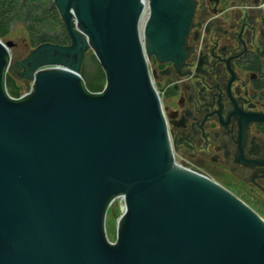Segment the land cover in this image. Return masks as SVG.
I'll return each instance as SVG.
<instances>
[{
    "label": "water",
    "instance_id": "obj_1",
    "mask_svg": "<svg viewBox=\"0 0 264 264\" xmlns=\"http://www.w3.org/2000/svg\"><path fill=\"white\" fill-rule=\"evenodd\" d=\"M70 44L17 65L30 93L7 90L0 40V264H264V218L174 157L154 54L184 55L190 0H53ZM149 6L144 36L141 22ZM93 50L107 76H81ZM126 197L115 243L112 200Z\"/></svg>",
    "mask_w": 264,
    "mask_h": 264
},
{
    "label": "flooded vegetation",
    "instance_id": "obj_2",
    "mask_svg": "<svg viewBox=\"0 0 264 264\" xmlns=\"http://www.w3.org/2000/svg\"><path fill=\"white\" fill-rule=\"evenodd\" d=\"M190 1L184 55L148 59L175 160L245 193L264 218L263 0Z\"/></svg>",
    "mask_w": 264,
    "mask_h": 264
},
{
    "label": "rangeland",
    "instance_id": "obj_3",
    "mask_svg": "<svg viewBox=\"0 0 264 264\" xmlns=\"http://www.w3.org/2000/svg\"><path fill=\"white\" fill-rule=\"evenodd\" d=\"M0 40L5 44L9 42L14 44V47L11 49V63L7 72V90L12 98H20L30 90L32 82L31 80L22 78L20 74L15 73L12 67H14V70L17 72H24V69H20L16 62L19 61V64L23 63V61L27 59L31 52L35 49V47L31 44V34L27 30L26 26L22 23H18L14 25L9 32L2 34L0 36ZM82 72L83 76H81L85 81L86 87L91 93L97 94L104 91L107 84V76L93 50H89L85 55ZM157 88L159 92H162L158 85ZM176 160L182 164V162H180L182 161L181 157L177 156ZM210 176L214 181L224 186L221 179L214 175ZM230 188V191L240 196L241 199L248 204V206L252 209H258L257 204L248 199L245 193H239L235 188ZM121 214L122 212L119 209L118 204L114 205L108 212L107 233L111 242H115L117 238V221Z\"/></svg>",
    "mask_w": 264,
    "mask_h": 264
},
{
    "label": "trees",
    "instance_id": "obj_4",
    "mask_svg": "<svg viewBox=\"0 0 264 264\" xmlns=\"http://www.w3.org/2000/svg\"><path fill=\"white\" fill-rule=\"evenodd\" d=\"M18 23L26 26L31 34V44L35 48L45 43L70 44V38L53 0H0V36Z\"/></svg>",
    "mask_w": 264,
    "mask_h": 264
},
{
    "label": "built area",
    "instance_id": "obj_5",
    "mask_svg": "<svg viewBox=\"0 0 264 264\" xmlns=\"http://www.w3.org/2000/svg\"><path fill=\"white\" fill-rule=\"evenodd\" d=\"M261 9L264 11V0L262 1V3H261ZM31 90V89H30ZM30 90L26 93V94H29L30 93ZM25 94V95H26ZM24 96V95H23ZM22 97V96H21ZM20 97V98H21ZM15 99H18V98H15ZM176 162H177V160H176ZM180 166H183V167H185V168H187V169H189V170H196V169H193V168H190V167H187V166H185V165H183V164H181V163H179V162H177ZM197 172H200V171H198V170H196ZM116 204H118L119 205V209L121 210V212H122V214H121V216L118 218V221H117V233H118V229H119V223L121 222V220H122V217H123V215L125 214V211H126V197H125V195H120V196H117V197H115L113 200H112V202H111V204H110V207H109V210L114 206V205H116ZM109 210H108V212H109ZM107 219H108V214H107ZM106 228H107V221H106ZM108 234V233H107ZM109 238V237H108ZM116 241V240H115ZM111 242V241H110ZM112 243H115V242H112Z\"/></svg>",
    "mask_w": 264,
    "mask_h": 264
},
{
    "label": "bare ground",
    "instance_id": "obj_6",
    "mask_svg": "<svg viewBox=\"0 0 264 264\" xmlns=\"http://www.w3.org/2000/svg\"><path fill=\"white\" fill-rule=\"evenodd\" d=\"M148 18H149V6H148V3L145 2V13H144V16H143V19L141 22V30H142L143 36H144V32H145V28L147 25Z\"/></svg>",
    "mask_w": 264,
    "mask_h": 264
}]
</instances>
